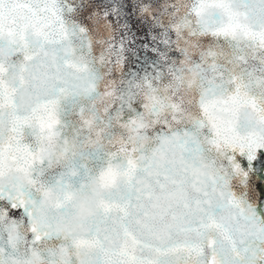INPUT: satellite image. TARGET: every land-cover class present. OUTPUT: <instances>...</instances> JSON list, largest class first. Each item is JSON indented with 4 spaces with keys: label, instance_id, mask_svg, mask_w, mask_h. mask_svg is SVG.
I'll return each instance as SVG.
<instances>
[{
    "label": "snow or ice",
    "instance_id": "1",
    "mask_svg": "<svg viewBox=\"0 0 264 264\" xmlns=\"http://www.w3.org/2000/svg\"><path fill=\"white\" fill-rule=\"evenodd\" d=\"M0 264H264V0H0Z\"/></svg>",
    "mask_w": 264,
    "mask_h": 264
}]
</instances>
